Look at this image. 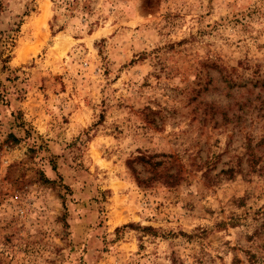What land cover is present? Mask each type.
I'll return each mask as SVG.
<instances>
[{"label":"rangeland","instance_id":"374dc122","mask_svg":"<svg viewBox=\"0 0 264 264\" xmlns=\"http://www.w3.org/2000/svg\"><path fill=\"white\" fill-rule=\"evenodd\" d=\"M0 264H264V0H0Z\"/></svg>","mask_w":264,"mask_h":264}]
</instances>
